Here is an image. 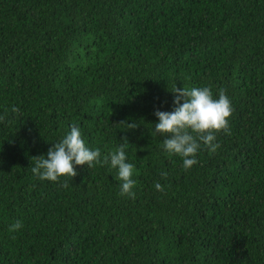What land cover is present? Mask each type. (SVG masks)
<instances>
[{"label":"trees","instance_id":"trees-1","mask_svg":"<svg viewBox=\"0 0 264 264\" xmlns=\"http://www.w3.org/2000/svg\"><path fill=\"white\" fill-rule=\"evenodd\" d=\"M194 86L230 133L185 169L154 113ZM0 117V264H264V0H0ZM72 125L101 160L127 138L134 197L110 161L32 174Z\"/></svg>","mask_w":264,"mask_h":264},{"label":"clouds","instance_id":"clouds-1","mask_svg":"<svg viewBox=\"0 0 264 264\" xmlns=\"http://www.w3.org/2000/svg\"><path fill=\"white\" fill-rule=\"evenodd\" d=\"M173 92L176 94L173 102L177 107L171 112L155 111L158 123L154 125L153 132L166 136L163 148L169 154L179 155L183 160V167L189 169L198 162L196 154L201 143L210 154L214 153L220 146L215 143V133H230L228 120L232 114L231 101L223 89L219 90L218 98L213 97L210 87L175 88ZM18 111V108H12L13 113ZM126 125V129L137 127L135 123ZM129 145L127 138H124L118 148L101 160L100 149L90 150L81 137L79 127L72 125L70 132L48 149L46 158L44 155L32 157L34 166L31 167V172L41 180L56 182L61 177H75V165H87L91 168L95 164L110 161L111 167L118 169L116 179L121 181L120 194L134 197V164L127 162L125 151ZM161 175L165 176L166 173ZM67 186V181L61 184V187ZM155 188L161 192L164 190L159 183L155 184ZM22 227V223L16 221L9 226L8 231L15 232Z\"/></svg>","mask_w":264,"mask_h":264}]
</instances>
